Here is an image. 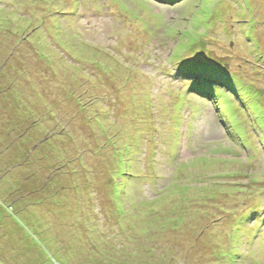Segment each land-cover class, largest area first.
<instances>
[{
  "label": "rangeland",
  "instance_id": "rangeland-1",
  "mask_svg": "<svg viewBox=\"0 0 264 264\" xmlns=\"http://www.w3.org/2000/svg\"><path fill=\"white\" fill-rule=\"evenodd\" d=\"M145 1L0 0V264H264V0Z\"/></svg>",
  "mask_w": 264,
  "mask_h": 264
},
{
  "label": "trees",
  "instance_id": "trees-1",
  "mask_svg": "<svg viewBox=\"0 0 264 264\" xmlns=\"http://www.w3.org/2000/svg\"><path fill=\"white\" fill-rule=\"evenodd\" d=\"M72 13L74 14V12L72 11ZM8 15H10L11 14V16H13V15H15L12 11L10 12V14L9 13H7ZM10 17V16H9ZM8 18V17H7ZM13 19H14V17H13ZM70 24H74V22H70L69 24H67V25H69L70 26ZM70 30H72V31H75L76 32V28L74 27V28H72V27H70L69 28ZM63 34V33H62ZM175 35V33H173V36ZM167 36H170V34H167ZM25 37V36H24ZM54 37L56 38V39H60V41H61V38L59 37V33H57V34H54ZM59 37V38H58ZM171 37V36H170ZM176 38H177V36H176ZM202 48V47H201ZM185 53L184 52H179V53H174V52H172V55H174V56H177L175 59L176 60H178L179 62H182L181 63V66H180V70H181V73H182V75H184V76H186L187 78H190L191 80H195L196 79V81L194 82V86L195 87H197L198 85H200L202 82H203V78H205V77H207L208 76V74H197V73H195V72H192L191 71V68H193V65H194V61H193V57L192 56H190V57H187L186 55H184ZM186 56V58L185 59H181V58H183V57H185ZM169 58V57H168ZM167 58V59H168ZM113 62H115V65H114V68H116V69H118V68H120V62H118V61H115L114 59H111ZM216 62V61H215ZM0 67H2V68H6L7 67V64L6 63H2V65L0 66ZM121 67L122 68H124V67H126L125 65H123V64H121ZM121 69V68H120ZM106 70V69H105ZM128 70V68L126 69V71ZM210 79L212 80V81H214V79H216L217 81H214L216 84L218 83V82H222V78L219 76V75H217V74H213V75H211V77H210ZM211 81V82H212ZM211 82H208V85L211 87L213 84L211 83ZM214 89V88H213ZM72 92H74V96L71 98L72 100L73 99H75L76 97H78V96H80V94L79 93H77V92H75V90H72ZM222 101V100H221ZM77 104V103H76ZM78 104H80V103H78ZM226 108H227V106H226ZM260 116H261V114H260ZM12 124H13V126H14V121H12ZM28 128V126L26 127V129ZM25 129V130H26ZM9 130H10V128H9ZM16 130V129H15ZM25 132H27V130L25 131ZM233 136V135H232ZM18 137V136H17ZM12 143H14L15 145H16V142H13V140L11 141ZM10 142V143H11ZM39 143H38V146H36V144H34L33 145V147L32 148H30L29 147V149H27V148H23V147H21V148H19L18 149V152H16V153H14L13 154V156L14 157H12V159H11V163H10V165L6 168V170L5 171H0V174H4V173H6L7 171H10V168L11 169H13V168H20L21 170H22V168H23V166L25 167L26 165H28V164H30V163H33L31 166H34V168H35V164H37L38 165V163L36 162L37 161V158L38 157H36V152L40 149V147H41V144H43V145H49V144H51V143H53V142H50V140H45L44 141V139H41L40 141H38ZM10 143H8V144H10ZM13 144V145H14ZM53 145H55L56 146V144L55 143H53ZM15 147V146H14ZM54 147V146H53ZM48 148V147H47ZM52 147H49L48 149H47V151L48 150H50ZM2 152V151H1ZM0 152V153H1ZM44 157H46V155L44 156ZM36 159V160H35ZM39 160V159H38ZM210 163H212V162H210ZM41 165H43V169H45L47 166L46 165H48V164H45V163H40ZM33 168V169H34ZM41 168V169H42ZM23 169H25V168H23ZM29 169V168H28ZM43 169H42V171H43ZM26 170V169H25ZM2 172V173H1ZM125 173V172H124ZM125 174H127V173H125ZM31 176H33L35 179H38L37 178V176H39L38 174H37V172L35 171V169L34 170H32V167H30V171L29 172H27V175H25L24 176V178H25V180L26 179H28V178H30ZM191 178H189L188 180H190ZM194 179V178H193ZM195 179H200L199 177H195ZM24 180V179H23ZM24 180V183H25V186H26V188L27 189H29V188H33V190H42V189H44V186H45V182L44 183H41V184H39V183H37V185L36 186H34V184H29L28 183V181H25ZM39 180V179H38ZM205 180V179H204ZM43 184H44V186H43ZM202 184H204V183H202ZM30 185H32V186H30ZM186 187V186H185ZM24 189V188H22V187H20V189L21 190H25V191H28L27 189ZM184 188V187H183ZM23 190V191H24ZM32 190V191H33ZM32 191H30V193L32 192ZM42 197V196H41ZM45 200V199H44ZM34 201H36V200H34ZM39 201H41V198L38 200V202ZM258 206V205H257ZM119 207V211H122V213L123 212H125V207L122 205V206H117V208ZM49 208V207H48ZM253 209H256V208H253ZM253 209L251 210V213L252 214H255V213H253L254 211H253ZM49 210H51V208H49ZM53 211V210H52ZM48 212V210H47V207H46V211H45V215H46V213ZM125 214H126V212H125ZM256 220V219H255ZM55 221V220H54ZM58 222V221H57ZM98 227V226H97ZM106 228H107V226H105ZM84 233H85V235H86V238H87V236L89 237V238H87L88 239V243H90L91 242V245L92 246H100V244L97 242V238H96V236H97V234H94V231L93 232H89V231H84V230H82ZM97 231L100 233L101 231H100V228L98 227L97 228ZM114 238V237H113ZM104 253V255L103 256H107V257H102V255H100V257H98L99 259L101 258L102 260H104V261H106V262H112V261H115V259H112V258H110L111 256L110 255H108V253L107 252H103ZM102 254V253H101ZM109 256V257H108ZM201 257H204L205 258V260H210L209 259V255H208V251H206V253L205 254H203ZM100 259V260H101ZM220 264H229V258H225V259H222V260H220ZM241 264V263H240Z\"/></svg>",
  "mask_w": 264,
  "mask_h": 264
},
{
  "label": "clouds",
  "instance_id": "clouds-1",
  "mask_svg": "<svg viewBox=\"0 0 264 264\" xmlns=\"http://www.w3.org/2000/svg\"><path fill=\"white\" fill-rule=\"evenodd\" d=\"M105 1H107V0H105ZM136 1H139V2H146L145 0H136ZM108 2H109V0H108ZM146 8H148V10H149V12L150 13H153L152 12V8H150V7H147L146 6ZM174 51V50H173ZM200 53H203V52H200ZM172 56V55H171ZM171 56L167 59V60H170V58H171ZM181 59H183V58H181ZM169 62V61H168ZM177 63L178 64H180V66H181V63L182 62H179L178 60H177ZM170 64H172L171 62H170ZM218 64V63H217ZM220 65V64H219ZM222 66V65H221ZM222 69H223V71H224V66L222 67ZM179 72H180V75L182 76V78L184 79V81L185 80H191L190 78H187L186 76H184V75H182V73H181V70H180V67H179ZM226 70L224 71V73L226 74ZM211 75L212 74H208V76L207 77H205V78H203V82L201 83V84H203V85H205L204 87H202V88H200V93L201 94H205V96H206V99H211L212 101H214L216 104H215V109H218L219 111L220 110H223L224 112H228L229 113V110L225 107V105H223V106H217L218 104H219V102L221 101V99L223 98V96L222 95H220L219 94V91H215L212 87H210L209 85H208V82H211L212 80L210 79V77H211ZM213 85H215V86H217V85H222V84H224L226 87H227V84H226V82L224 81V80H222V82L220 83V82H218L217 84L214 82V81H212L211 82ZM200 84V85H201ZM194 88H197V87H195L194 85H192ZM197 91H199V89L197 90ZM179 96V95H178ZM131 104V103H130ZM129 104V105H130ZM133 108V107H132ZM226 108V109H225ZM218 111V112H219ZM227 114V113H226ZM262 118H264V116L262 117ZM233 132V131H232ZM232 135H233V133H232ZM232 138H233V136H232ZM231 138V139H232ZM151 184V183H150Z\"/></svg>",
  "mask_w": 264,
  "mask_h": 264
},
{
  "label": "bare ground",
  "instance_id": "bare-ground-1",
  "mask_svg": "<svg viewBox=\"0 0 264 264\" xmlns=\"http://www.w3.org/2000/svg\"><path fill=\"white\" fill-rule=\"evenodd\" d=\"M171 90V89H170Z\"/></svg>",
  "mask_w": 264,
  "mask_h": 264
}]
</instances>
